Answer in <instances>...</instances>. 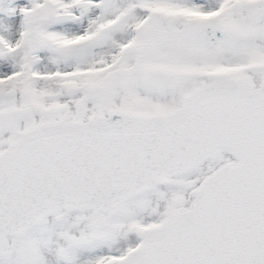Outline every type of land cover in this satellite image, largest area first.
I'll return each instance as SVG.
<instances>
[{
	"label": "snow or ice",
	"instance_id": "obj_1",
	"mask_svg": "<svg viewBox=\"0 0 264 264\" xmlns=\"http://www.w3.org/2000/svg\"><path fill=\"white\" fill-rule=\"evenodd\" d=\"M0 264H264V0H0Z\"/></svg>",
	"mask_w": 264,
	"mask_h": 264
}]
</instances>
